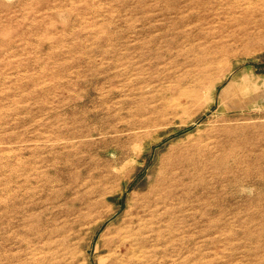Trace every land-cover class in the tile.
<instances>
[{"label": "rangeland", "instance_id": "1", "mask_svg": "<svg viewBox=\"0 0 264 264\" xmlns=\"http://www.w3.org/2000/svg\"><path fill=\"white\" fill-rule=\"evenodd\" d=\"M0 264H264V0H0Z\"/></svg>", "mask_w": 264, "mask_h": 264}, {"label": "bare ground", "instance_id": "2", "mask_svg": "<svg viewBox=\"0 0 264 264\" xmlns=\"http://www.w3.org/2000/svg\"><path fill=\"white\" fill-rule=\"evenodd\" d=\"M211 86V85H210ZM122 242H123V240H122ZM132 247V246H131Z\"/></svg>", "mask_w": 264, "mask_h": 264}]
</instances>
